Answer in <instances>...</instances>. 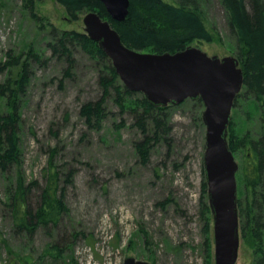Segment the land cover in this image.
Returning <instances> with one entry per match:
<instances>
[{
    "label": "rangeland",
    "instance_id": "1",
    "mask_svg": "<svg viewBox=\"0 0 264 264\" xmlns=\"http://www.w3.org/2000/svg\"><path fill=\"white\" fill-rule=\"evenodd\" d=\"M196 2L213 40L191 46L209 56L236 57L219 0ZM83 15L70 20L56 0H0V84L9 78L10 68H3L5 63L18 57L27 59L30 50L42 59L40 63L29 61L30 82L19 100L21 165L6 175L0 172V264H12L13 257L24 259L21 263L50 264L47 249L63 237L75 238L60 264H118L129 256L151 264H206L199 215L205 128L197 121L196 107L185 100L168 111V144L152 149L145 165L133 148L139 133L130 127L129 116L119 115L111 99L106 103L108 116L102 128L88 130L79 109L101 96L97 66L76 49L71 76L64 78L65 61L50 57L46 50L51 27L84 31ZM17 70H12L13 77ZM7 111L6 99L0 96V113ZM261 111L250 95H243L231 112L234 131L257 137L264 129ZM120 121L123 126L116 130ZM54 147L52 163L60 171V185L68 171L73 173L64 191L69 212L52 235L37 230L29 241L13 234L10 213L3 203L18 176L27 182H44ZM241 154L234 157L238 167ZM240 186L238 172L237 197ZM251 250L240 239L236 264H250ZM213 251L212 232L211 264Z\"/></svg>",
    "mask_w": 264,
    "mask_h": 264
},
{
    "label": "trees",
    "instance_id": "2",
    "mask_svg": "<svg viewBox=\"0 0 264 264\" xmlns=\"http://www.w3.org/2000/svg\"><path fill=\"white\" fill-rule=\"evenodd\" d=\"M56 1L72 21L78 20L87 12L97 13L116 29L125 46L143 53H175L194 42L213 40L203 23L196 0H178L175 4L165 0H129L128 14L121 22L113 21L104 5L97 0ZM219 2L228 31L235 42L236 58L243 70V87L234 100L233 108L243 95H250L253 104L262 109L259 116L263 117L264 121V0ZM31 16L36 19L34 13ZM49 35L50 41L46 45V50L50 57L65 61L64 78L71 76L76 62L74 56L76 49L81 50L98 68L101 96L94 101L83 103L79 109V116L86 128L91 131H99L102 128L108 116L106 103L111 99L121 117L127 115L131 118L130 127L139 133V138L133 142V148L140 163L147 164L152 149L161 143L168 144L171 133L168 111L177 105L155 107L142 94L126 89L113 70L110 60L84 31H61L51 27ZM32 60L36 63L42 61L40 56L34 55L30 50L27 59L22 61L21 57H18L3 66L5 69L10 68L9 78L0 84V96L6 99L8 107L7 112L0 113V172L4 175L14 166L18 168L21 165L18 136L21 121L19 100L30 82L29 61ZM14 67L18 70L13 77ZM187 101L195 105L197 121L202 125L201 100ZM122 126L123 121H120L115 129L119 130ZM227 141L234 157L242 153L241 166L238 168L242 186L237 197L240 239L252 249L250 264H264V129L257 137L239 135L233 129L231 116ZM55 152L56 147L51 150L42 184L35 180L27 182L25 177L18 176L14 185H10L7 190V198L3 203L10 213L13 234L23 235L29 241H32L37 230H44L47 235H52L58 229L62 216L69 212L64 202V191L65 184L71 182L73 173L68 171L65 174L64 185L61 186L60 171L52 163ZM33 192H36L34 202L31 199ZM241 200L245 203L242 204ZM199 215L202 222L203 257L206 264H211L212 216L208 206L203 169ZM74 238L65 240L63 237L49 246L46 257L51 260L50 264H60L64 252L73 246ZM23 260L19 261L17 257H13L11 262L20 264ZM27 262L25 260V263H22L28 264ZM66 264H73V261Z\"/></svg>",
    "mask_w": 264,
    "mask_h": 264
},
{
    "label": "water",
    "instance_id": "3",
    "mask_svg": "<svg viewBox=\"0 0 264 264\" xmlns=\"http://www.w3.org/2000/svg\"><path fill=\"white\" fill-rule=\"evenodd\" d=\"M109 17L121 22L129 0H97ZM84 33L110 60L122 85L142 94L155 107L201 100L205 128L202 166L212 216L214 264H236L240 246L237 181L238 163L231 152L228 127L236 96L243 87V70L234 56H209L188 46L175 53H143L124 45L109 21L95 12L83 15ZM123 264H151L129 256Z\"/></svg>",
    "mask_w": 264,
    "mask_h": 264
},
{
    "label": "built area",
    "instance_id": "4",
    "mask_svg": "<svg viewBox=\"0 0 264 264\" xmlns=\"http://www.w3.org/2000/svg\"><path fill=\"white\" fill-rule=\"evenodd\" d=\"M115 264H116V263H115ZM118 264H121V261H119Z\"/></svg>",
    "mask_w": 264,
    "mask_h": 264
},
{
    "label": "bare ground",
    "instance_id": "5",
    "mask_svg": "<svg viewBox=\"0 0 264 264\" xmlns=\"http://www.w3.org/2000/svg\"><path fill=\"white\" fill-rule=\"evenodd\" d=\"M232 109H233V107H232Z\"/></svg>",
    "mask_w": 264,
    "mask_h": 264
}]
</instances>
